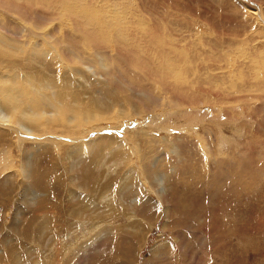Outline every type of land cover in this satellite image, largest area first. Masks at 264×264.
I'll return each instance as SVG.
<instances>
[{"label": "rangeland", "instance_id": "obj_1", "mask_svg": "<svg viewBox=\"0 0 264 264\" xmlns=\"http://www.w3.org/2000/svg\"><path fill=\"white\" fill-rule=\"evenodd\" d=\"M130 1L104 0V9L128 19L134 11L139 26H162L158 37L177 46L173 63L177 58L182 63H174L175 73L186 79L200 76L211 95L199 98L212 102L184 105L175 95L182 104L170 105L173 98L159 89L153 92L157 102L170 100L168 106L142 107L132 103L140 92L136 85L153 69L128 49L121 47L123 65L113 67L115 76L105 81L91 64H71L47 44L35 43L18 23L7 36L0 29V46L7 52L0 57V87L15 93L16 106L30 101L37 108L23 107L33 125L21 126L13 123L20 116L11 107L12 112L6 105L0 108V264H264V112L255 111L264 96V0ZM46 29L44 35L52 28ZM241 100L248 103L246 110ZM60 101L80 110V120L72 125L65 116L57 117ZM99 102L111 108L108 114L97 109ZM136 105L145 108L142 113L122 119L121 112L137 110ZM87 109L97 120L81 121ZM149 136L158 140L155 146ZM105 137L118 142L101 158L91 148ZM135 139L142 140L145 156L135 149ZM164 139L185 146L186 153L177 146L171 154ZM93 155L103 163L88 164ZM222 161L237 169L231 174L232 169L215 166ZM220 169L224 175L217 177Z\"/></svg>", "mask_w": 264, "mask_h": 264}, {"label": "bare ground", "instance_id": "obj_2", "mask_svg": "<svg viewBox=\"0 0 264 264\" xmlns=\"http://www.w3.org/2000/svg\"><path fill=\"white\" fill-rule=\"evenodd\" d=\"M109 1V0H108ZM130 1V0H129ZM143 1V0H142ZM147 1V0H146ZM118 4L119 2L121 1H117ZM131 2V1H130ZM122 3V2H121ZM108 4V2H107ZM145 4V3H144ZM131 5V4H130ZM146 5V4H145ZM223 5V4H222ZM104 6H105V2L104 0H0V29L2 31V34L6 35L7 36V33L11 34V32L13 33V28H12V24L13 23H18L20 25H22L25 30L27 31L28 35L32 34V39L35 43H39V44H47L48 46H50L51 48L54 49V51L56 50V55L59 53H61L64 58L63 60L64 61H67V62H70L71 64H76L77 66H81L82 65H85V64H91L97 71L98 73L101 71L103 73L102 74V77L103 75L105 76L104 79H106V76H110V78L112 79L111 76H115L114 75V70L116 71L115 67L116 65L120 64V62L122 61H119L120 58L118 59V54L120 55L121 54V47L125 48V49H128L131 53H132V56L134 55L136 58L137 57H140L141 60H144V61H147L146 63L147 64H150V67H151V70L153 72H151L152 75L150 76H141V81L137 83L136 87L139 89V93H138V97H134L133 98V101L132 103L134 104H139L140 106L142 107H147L148 109H150V106L151 107H154V105H160L161 107H166L168 106V103L169 101L168 100H162L159 102H157L158 100L156 99V97L154 96L153 92L155 93L156 90H161V91H164L166 92V94L170 95V97H172L173 99L170 101V105H176L179 104V106L183 103L184 105H198L199 103H201L202 99L203 101L207 102V103H210L212 102L208 100L207 96L203 97L202 99L199 98V95L200 93H207L211 95V92H210V88H207L205 89L204 86H203V81L204 80H201L200 79V76L199 77H196V76H192V77H196L195 80H192V77L191 79H186V77L184 76H177L179 74L175 73V65L174 63H178V58H177V62H174L173 63V59H174V51H175V46L174 48L172 46L169 45L172 44L171 42H169L168 44L165 42L166 39L164 38L163 40L161 38L158 37V34L159 32L161 31L162 29V26L160 29H156L154 25H149V26H139L140 24L137 23V21L139 22H142L140 20H137V12H134L133 11V14H130V18L128 19V17L123 13V15H120V16H116L115 14L113 15L112 12L105 10L104 9ZM147 6V5H146ZM145 6V7H146ZM219 6V5H218ZM107 8V5L105 6ZM109 8V6H108ZM112 8V7H111ZM138 10V8H137ZM145 10V9H144ZM150 10V8H149ZM201 10V9H200ZM112 11H114L112 9ZM123 12V11H122ZM114 13V12H113ZM117 13V12H116ZM120 13V11H119ZM121 14V13H120ZM252 16L256 17L257 16V12H251L250 13ZM140 15L141 12H140ZM223 16V15H222ZM226 17V19L228 20H231V16L230 14H225L224 15ZM260 17V18H259ZM259 20H261V16H259ZM141 18V17H140ZM224 19V18H223ZM144 20V19H142ZM147 22H151L148 20H145ZM59 25H62L60 28H56V25L57 23ZM146 24V23H145ZM175 25V24H174ZM47 26H50L52 29L50 30L49 33H47V35H44V33H42L43 29H46ZM166 27V26H165ZM48 29H46V32H47ZM165 30V29H164ZM164 33V32H163ZM58 34H60L59 36H57ZM165 35H167L168 37V33H165ZM172 35V34H171ZM175 36V35H174ZM169 38V37H168ZM172 39V38H171ZM165 40V41H164ZM173 40V39H172ZM183 40V39H182ZM180 40V41H182ZM186 40V39H185ZM184 40V42H185ZM188 41V40H187ZM208 41V40H207ZM123 42V43H122ZM221 42V41H220ZM210 43V42H208ZM215 43V42H214ZM3 44V42H2ZM0 43V45H2ZM5 44V43H4ZM191 44V43H190ZM192 46V45H191ZM206 46V45H205ZM213 46V45H212ZM223 46V45H222ZM2 46H0V57L1 56H5L7 57V52H5V50H3V48H1ZM6 47V46H5ZM173 49H172V48ZM208 47V46H207ZM9 48V47H8ZM11 48V47H10ZM123 48V50H124ZM210 49V48H208ZM14 50V48L12 49ZM30 50V49H29ZM43 50V49H41ZM174 50V51H173ZM182 50V49H181ZM192 50V49H191ZM191 50L189 52H191ZM207 50V49H206ZM215 50V48H214ZM8 51V50H7ZM14 51H17L16 49ZM27 51V49H26ZM176 51H177V48H176ZM197 51V50H196ZM205 51V50H204ZM30 52V51H29ZM203 52V51H201ZM211 52V51H210ZM13 53V52H12ZM109 53H114L113 56H111ZM127 53V51H126ZM130 53V55H131ZM183 53V52H182ZM198 53V52H197ZM9 54V53H8ZM19 54V53H18ZM26 53H22V55H24ZM31 54V53H30ZM29 54V55H30ZM47 54V53H46ZM205 54V53H204ZM208 54V52H207ZM35 55V54H34ZM57 55V56H58ZM196 55V53H195ZM198 55V54H197ZM197 55H196V58H197ZM201 55V54H200ZM203 55V54H202ZM201 55V56H202ZM11 56V54H10ZM37 56V55H36ZM35 56V57H36ZM39 56V55H38ZM37 56V57H38ZM131 56V57H132ZM192 56V55H191ZM194 56V55H193ZM192 56V57H193ZM208 56V55H207ZM9 57V56H8ZM23 57V56H22ZM36 57V58H37ZM46 57V56H45ZM62 57V56H60ZM134 57V58H135ZM151 57V58H150ZM182 57V56H181ZM195 57V56H194ZM199 57V56H198ZM205 57V56H204ZM124 58V57H123ZM133 58V57H132ZM139 58V59H140ZM176 58V57H175ZM10 59V58H9ZM24 59V58H23ZM40 59V58H37V60ZM45 59V58H44ZM150 59V60H149ZM180 59V58H179ZM198 59V58H197ZM205 59V58H204ZM58 60V59H57ZM135 60V59H134ZM181 60V59H180ZM179 60V61H180ZM190 60V59H189ZM188 60V61H189ZM41 61V60H40ZM39 61V62H40ZM126 61H127V58H126ZM130 61V60H128ZM175 61V59H174ZM207 61V60H206ZM6 62V61H5ZM35 63L37 61H34ZM140 62V61H139ZM253 62V61H252ZM28 63H31L30 61ZM123 63V62H122ZM121 63V64H122ZM130 63V62H129ZM187 63V62H186ZM199 63V62H198ZM1 64V62H0ZM120 64V65H121ZM140 63H138L139 65ZM182 63H178L177 65H180L181 66ZM36 65V64H35ZM38 65V64H37ZM68 65V64H67ZM90 65V66H91ZM123 65V64H122ZM34 66V65H33ZM75 66V65H74ZM89 66V68H90ZM148 67V65H146ZM179 66V67H180ZM184 65H182L183 67ZM243 66V65H242ZM30 67V66H29ZM36 67V66H35ZM34 67V69H35ZM122 67V66H121ZM120 67V68H121ZM143 67L145 68V65H143ZM146 67V68H147ZM188 67V66H187ZM198 67V66H197ZM241 67V66H240ZM32 68V67H30ZM29 68V69H30ZM85 68V67H84ZM126 68V67H125ZM28 69V68H26ZM33 69V70H34ZM75 69V68H74ZM109 69V70H107ZM114 69V70H113ZM149 69V67L147 68ZM118 71H120L118 68H117ZM122 70V68H121ZM123 70H125L123 68ZM122 70V71H123ZM135 70V69H134ZM150 70V71H151ZM180 70V69H179ZM185 70V69H184ZM188 70V69H187ZM28 71V70H27ZM38 71V70H37ZM36 71V72H37ZM41 71V70H39ZM43 71V70H42ZM88 71V70H87ZM105 71V73H104ZM143 71V70H142ZM148 71V70H147ZM178 71V70H177ZM181 71V70H180ZM189 71V70H188ZM18 72V71H17ZM16 72V73H17ZM35 71H33L34 73ZM140 72V71H139ZM186 72V70H185ZM184 72V73H185ZM99 73V74H100ZM116 73V72H115ZM141 73V72H140ZM181 73V72H180ZM190 73V72H189ZM80 74H84V73H80ZM77 75V76H81V75ZM120 74H121V71H120ZM143 74V73H142ZM187 74V73H186ZM185 74V75H186ZM39 75V73H38ZM144 75V74H143ZM149 75V73H148ZM180 75H183V72L182 74ZM205 75V74H204ZM212 75V74H211ZM244 75V74H243ZM29 76V75H27ZM37 76V75H36ZM88 76H91L88 75ZM125 76V75H124ZM134 76H137L134 75ZM139 76V75H138ZM243 77V76H242ZM253 77V76H252ZM108 77V79H110ZM255 78V77H254ZM8 79V78H7ZM20 79V78H19ZM38 79V78H37ZM103 79V80H104ZM249 79V78H248ZM27 80V79H26ZM114 80H116L114 78ZM113 80V81H114ZM206 80V79H205ZM11 81V80H10ZM77 81V80H76ZM107 81V79L105 80ZM12 82V81H11ZM31 82V81H30ZM29 82V83H30ZM125 82V81H124ZM164 82V83H163ZM34 83V82H33ZM32 83V86H34ZM115 83V82H114ZM133 83V82H132ZM207 83V82H206ZM21 84V83H20ZM27 84V88L28 87V83ZM25 84V85H26ZM35 84V83H34ZM37 84V83H36ZM39 84V83H38ZM42 84V83H41ZM83 84V83H82ZM135 84V82H134ZM196 85V88H197V92L194 91L193 89V85ZM17 85V84H16ZM84 85V84H83ZM86 85V84H85ZM30 86V84H29ZM121 86L124 87V85L121 84ZM254 86V84H253ZM264 84L261 85V88H262V93L264 95ZM19 87V86H18ZM26 87V86H25ZM43 87V86H42ZM82 87V86H81ZM256 87V86H255ZM31 88V87H30ZM29 88V89H30ZM34 88V87H33ZM83 88V87H82ZM85 88V86H84ZM94 88V87H93ZM126 87H124L125 89ZM132 88L134 89V87L132 86ZM251 88V87H250ZM248 88V89H250ZM12 89H14L12 87ZM15 89H18V88H15ZM14 89V90H15ZM23 89H25L23 87ZM22 87H21V90H23ZM120 89V88H119ZM136 89V88H135ZM212 89V88H211ZM245 89V87H244ZM37 90V89H36ZM82 90V89H80ZM112 90V89H111ZM123 90V89H122ZM241 90V89H240ZM252 90V89H251ZM256 90L257 87H256ZM255 90V92H256ZM17 91V90H15ZM27 91V89H26ZM29 91V90H28ZM59 91V90H58ZM72 91V90H71ZM74 91V90H73ZM87 91V90H85ZM113 91V90H112ZM135 91H138V90H135ZM30 92V91H29ZM63 92V91H62ZM77 92V91H76ZM83 92V91H81ZM91 92V91H90ZM93 92V91H92ZM108 92V91H107ZM158 92V91H157ZM14 93V92H13ZM17 93V92H16ZM59 93V92H58ZM57 93V94H58ZM68 93V92H67ZM75 93V92H74ZM109 93V92H108ZM111 93V92H110ZM125 93L127 94V91H125ZM124 93V94H125ZM131 93V92H130ZM65 94V93H64ZM76 94V93H75ZM92 94V93H91ZM106 94V93H105ZM123 94V96H124ZM128 94H129V91H128ZM127 94V95H128ZM260 94V93H259ZM19 95V93L17 94ZM61 95V94H60ZM73 95V94H72ZM109 96V94H107ZM112 95V94H111ZM110 95V96H111ZM119 95V96H118ZM116 94L114 93V96L116 97H120L121 94ZM131 95V94H130ZM129 95V96H130ZM157 95V94H155ZM164 95V94H162ZM167 95V96H168ZM175 95H181V100H182V103L180 104V102H176L174 101V96ZM256 95V94H255ZM13 96H15V93L14 94H11L10 90L5 88V87H0V108L1 107H5L7 106L6 110H11L10 107L12 108V110L14 111V116L17 115V116H20V117H16L14 118V122L15 125L17 124L18 126H21L23 124H28L30 123V125H33L32 120H29V119H32L33 116L30 118L28 116V112H25L23 114V111L24 108H30L29 105L32 104V103H25V105L27 104L28 106H24V101H23V105L18 107L15 105V103L13 102ZM59 96V95H58ZM65 96V95H64ZM137 96V95H136ZM23 97V96H22ZM20 97V98H22ZM46 97V95H45ZM50 97V96H49ZM62 97V96H61ZM60 97V98H61ZM71 96H69L70 98ZM99 97V96H98ZM125 97V96H124ZM131 97V96H130ZM176 97V96H175ZM180 97V96H179ZM47 98V97H46ZM63 98V97H62ZM73 98H75V96L73 95ZM83 98V97H82ZM81 98V99H82ZM86 98V97H85ZM88 98V96H87ZM86 98V99H87ZM109 98V97H108ZM111 98V97H110ZM128 98V97H127ZM164 98H166V96L164 95ZM263 98L264 96L261 98V104H259L256 108H255V111L260 115L262 116V112H264V101H263ZM24 100L26 98H23ZM49 99V98H48ZM72 99V97H71ZM91 99V98H90ZM105 99V97H104ZM117 99V98H116ZM130 98H128L127 100H129ZM132 99V98H131ZM130 99V101H131ZM171 99V98H170ZM178 99V98H177ZM222 99V98H221ZM19 100V98H18ZM45 100V99H44ZM47 100V99H46ZM65 100V98H64ZM68 100V99H67ZM66 100V101H67ZM74 100V99H73ZM76 100V98H75ZM74 100V102H75ZM108 100V99H106ZM115 100V98L113 99ZM112 100V101H113ZM223 100V99H222ZM222 100H219V101H222ZM27 101V100H26ZM49 101V100H47ZM46 101V103H47ZM55 101V100H54ZM63 101V100H62ZM60 101V102H62ZM83 102H87L88 100H82ZM59 102V101H58ZM78 104L82 105L79 101H77ZM104 102V101H103ZM125 102V101H123ZM242 108H244L245 110L247 109V105L248 103H245V101H242ZM57 103V102H56ZM63 103V102H62ZM61 103V104H62ZM90 103V102H88ZM87 103V104H88ZM131 103V102H130ZM131 103V104H132ZM61 104L59 106H61ZM100 108L98 106V104H95L97 106V109L99 110H102V111H106L104 110V108H109V107H105L102 103H100ZM111 103H109L108 106L111 107L110 105ZM114 104V103H113ZM128 104V103H127ZM130 104V105H131ZM6 105V106H5ZM73 105V103H72ZM91 105V104H90ZM106 105V103H105ZM117 105V103H116ZM119 105V104H118ZM125 105V103H124ZM144 105V106H143ZM146 105V106H145ZM30 106H34V105H30ZM46 106V105H45ZM123 106V105H122ZM126 106V105H125ZM132 106V105H131ZM137 106V105H136ZM140 106L138 107L137 106V110L136 108H132V112H125L122 111L124 113V115L122 114L121 112V117L122 119L127 117V116H132V115H140V113H142L143 108L141 110ZM159 106V107H160ZM178 106V107H179ZM24 107V108H23ZM35 107V106H34ZM116 107V106H115ZM118 107V106H117ZM135 107V106H133ZM157 107V106H156ZM155 107V108H156ZM177 108V106H175ZM174 107V108H175ZM36 108V107H35ZM54 108V107H53ZM84 109L86 107H83ZM119 108V107H118ZM128 108V106H127ZM146 108V109H147ZM155 108H152L153 110H155ZM172 108V107H171ZM187 108V107H186ZM58 109V108H57ZM111 109V108H109ZM107 109V114H108V110ZM157 109V108H156ZM160 109V108H159ZM11 110V112H12ZM33 111L35 109H32ZM37 110V108H36ZM96 110V109H95ZM99 110V111H100ZM125 110V109H124ZM163 110V109H162ZM60 113H58V110H55V115H59L61 117L65 116V120H67L68 123H73L75 122L76 123V120H77V117L79 116V112L80 110L77 112L76 110L73 109V107L70 105V101L69 103L68 102H64L61 109L59 110ZM88 111V109H87ZM86 111V112H87ZM147 111V110H146ZM170 111V110H169ZM172 111V110H171ZM175 111V110H174ZM7 112V111H6ZM5 112V113H6ZM31 112V111H29ZM89 112V111H88ZM87 112V113H88ZM93 112V111H92ZM98 112V111H96ZM114 112V110H113ZM33 113H38L37 111L33 112ZM42 113V112H41ZM99 113V112H98ZM111 113V112H110ZM168 113V112H167ZM182 113V112H181ZM7 114V113H6ZM30 114V113H29ZM32 114V113H31ZM40 114V113H39ZM82 114V113H81ZM107 114L105 116H107ZM112 114V113H111ZM117 114V112H116ZM119 114V112H118ZM117 114V115H118ZM11 115V113H10ZM38 114H34V116H37ZM25 116V118H24ZM27 116V117H26ZM39 116V115H38ZM42 116V114H41ZM84 116L83 119H81V121L83 122H87L89 121V119H91V121L93 119H96L95 118V114H91L90 112L86 115H83ZM92 116H95L93 119H92ZM114 116V114H113ZM112 116V117H113ZM58 117V116H57ZM104 117V116H103ZM109 117V116H108ZM111 117V120H113ZM50 118V117H49ZM64 118V117H63ZM81 118V116H80ZM119 118V116H118ZM117 118V119H118ZM10 119V118H9ZM12 119V118H11ZM37 119V118H36ZM100 119V117H99ZM102 119V118H101ZM104 119V118H103ZM107 119V117H106ZM120 119V118H119ZM118 119V120H119ZM35 120V119H34ZM33 120V121H34ZM78 120L79 117H78ZM95 120V121H96ZM5 122L8 121H5V120H2ZM26 121V122H25ZM39 121V120H38ZM63 121V120H62ZM101 121V120H100ZM162 121V120H160ZM257 121L260 122V119H258ZM12 122V120H11ZM78 122V121H77ZM103 122V121H102ZM106 122V121H104ZM110 122V121H108ZM153 122V120H152ZM164 122V121H163ZM43 123V122H42ZM98 123V122H97ZM156 123V121L154 122ZM157 125L159 124L160 127L162 126L160 123H156ZM257 124V123H256ZM11 125V124H10ZM45 125V124H43ZM98 125V124H97ZM6 126V124H5ZM12 126V125H11ZM41 126V125H40ZM14 128V126H12ZM32 127V126H31ZM164 128V127H163ZM208 128V127H207ZM33 129V128H32ZM68 130V129H67ZM242 130V129H241ZM240 130V131H241ZM262 130V129H261ZM32 131V130H30ZM168 131V130H167ZM65 132V131H64ZM68 132V131H67ZM74 132V131H73ZM44 133V131H43ZM46 133V131H45ZM44 133V134H45ZM66 133V132H65ZM70 133V132H69ZM68 133V134H69ZM67 134V133H66ZM188 134V133H187ZM148 135H151V134H148ZM32 136L34 137V135L32 134ZM31 136V138H32ZM42 136V135H41ZM40 136V137H41ZM22 137V136H21ZM35 139V138H34ZM33 139V141H35ZM149 141L152 140L149 145L150 146H155L154 143L155 142H158V140H156V138L154 136H149ZM145 140V139H144ZM141 141L140 139H135L134 140V145H135V149L138 150L139 154H143L145 156L146 152L144 151V149H142L143 151L140 150V147L141 146ZM154 141V142H153ZM165 141V139H164ZM36 142V141H35ZM118 142V141H117ZM116 140L113 139V138H109V137H105L104 139L102 138L98 144H96L95 147H92L90 145H87L89 148L92 147L91 149L94 148L93 152L95 151V149H97V153L99 154V156L102 158L103 154H110V150H111V147L112 145H116ZM166 143H164V145H166V150H167V147L168 146H171V154L174 153L175 149L177 150L178 148L179 149H182L183 150L185 149V146L183 145H179L180 143H176L174 142L173 140L172 141H165ZM180 142V141H179ZM182 144V142H181ZM198 144V143H197ZM158 145V144H157ZM186 145V143H185ZM119 146V145H118ZM178 146V148H177ZM192 147V146H191ZM115 148V146H114ZM112 148V149H114ZM145 149H149L150 147H144ZM197 148V147H196ZM195 148V149H196ZM90 149V150H91ZM178 149V150H179ZM89 150V149H88ZM85 151V150H84ZM152 152H155L157 150L155 149H152L151 150ZM195 151V150H194ZM197 151V149H196ZM92 152V151H91ZM96 152V151H95ZM185 152V150H184ZM193 151H191L192 153ZM120 153V152H119ZM151 153V152H150ZM186 153V152H185ZM183 153V154H185ZM96 154V153H95ZM89 155V154H88ZM161 156V155H160ZM164 156V155H163ZM91 157V156H90ZM143 157V156H142ZM155 157V156H154ZM193 157V156H192ZM161 158V157H160ZM159 158V159H160ZM95 159H98L96 155H93L91 157V160L88 164H94L96 165H100L102 164L103 162H101L100 160H95ZM104 159V158H103ZM114 159V158H113ZM157 159V160H159ZM170 159V158H169ZM143 160V159H142ZM145 160V159H144ZM149 160V159H147ZM190 160V159H189ZM188 160V161H189ZM230 160V159H229ZM163 161V160H162ZM172 161V160H170ZM187 161V162H188ZM142 162V161H141ZM145 162V161H144ZM155 162V161H154ZM164 162V161H163ZM176 162V161H175ZM230 163H227L225 161H222L220 162L218 165L216 164L215 166L217 167H225L223 168L224 171H226V169L229 170L232 169V170H229V172L231 171H234L233 169H237L235 168L236 164H232L231 161H229ZM173 163V162H172ZM177 163V162H176ZM173 163L172 165H175L176 167H180L178 164H181V163ZM216 163V162H215ZM243 163H245L243 161ZM142 164V163H141ZM146 165H148L146 162H145ZM89 165V166H90ZM143 165V169L147 168L146 165L142 164ZM182 165V164H181ZM88 166V167H89ZM214 166V165H213ZM95 167V166H94ZM243 167V166H242ZM181 169L183 168V165L180 167ZM184 168H186L184 166ZM239 168V167H238ZM86 169V167L84 168ZM94 169V168H92ZM188 169V168H187ZM194 169V168H193ZM216 170V169H215ZM81 171V170H80ZM84 171V170H83ZM195 171V170H194ZM213 171V170H212ZM245 171H246V168H245ZM252 171V170H251ZM256 172V170H254ZM85 172V171H84ZM83 172V173H84ZM222 172V169L220 170H217L216 173V176L217 177H221L220 175H224L223 172ZM250 172V171H249ZM82 173V172H81ZM87 173V172H86ZM92 173V172H91ZM97 173V172H96ZM228 173V172H226ZM233 172H231L232 174ZM251 173V172H250ZM250 173H248L247 175H249ZM254 173V172H252ZM142 174V173H141ZM246 174V172H245ZM256 174V173H255ZM86 175V174H85ZM244 175V174H243ZM82 176V175H81ZM88 176V175H87ZM93 176H96V174H93ZM100 176V175H98ZM227 176V175H225ZM224 176V178H226ZM83 177H86V176H83ZM200 179V178H199ZM223 179V178H222ZM40 180V179H39ZM83 180V179H82ZM220 180V179H219ZM229 180V179H228ZM38 181V180H37ZM36 181V182H37ZM85 181V180H83ZM217 181V180H216ZM224 181V180H223ZM42 182V181H41ZM39 182V183H41ZM95 182V181H94ZM199 182V180L197 181ZM87 183V182H85ZM230 184V183H229ZM236 184V183H235ZM247 185V184H246ZM85 186V184H84ZM245 186V185H244ZM41 187V186H40ZM48 187V186H46ZM96 188V187H95ZM99 188V187H98ZM85 189V188H84ZM100 189V188H99ZM90 190V189H89ZM78 210H75L77 211L78 213Z\"/></svg>", "mask_w": 264, "mask_h": 264}]
</instances>
